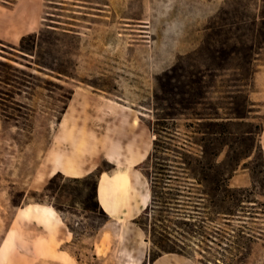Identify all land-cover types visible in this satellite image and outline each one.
Masks as SVG:
<instances>
[{
    "label": "rangeland",
    "instance_id": "1",
    "mask_svg": "<svg viewBox=\"0 0 264 264\" xmlns=\"http://www.w3.org/2000/svg\"><path fill=\"white\" fill-rule=\"evenodd\" d=\"M168 4L169 0H0V244L11 229L0 248V264L52 261L54 248L45 243L31 252L37 238L52 239L54 228L37 222L35 226L32 220L19 217V209L30 205L49 206L62 218L73 240L59 248L79 264H124L127 249L136 251L134 234L130 242L122 235L113 241L106 234L97 248L99 258L91 251L93 238L108 216H120V212H105L97 201L98 177L101 172L130 170L140 192V175L150 192L144 173L166 181L156 174L155 165H169L172 174L180 177L172 181V187L181 185L183 197H177L178 210H172L178 212H165L154 203L142 220L145 233L134 222L150 203V195L141 192L147 196L146 205L130 218V225L146 242L139 264H151L150 257L157 251L153 241L183 253H162L155 264H168V259L169 264H264V154L254 152L240 163L253 174L240 166L229 182L231 188L253 186L251 194L242 195L252 202H244L238 215L215 216L209 198L200 195L203 187L190 185L192 180L185 179L178 168L183 165L182 147L199 153L193 143L194 130L185 127L192 122L190 116L161 118L167 111L157 103L165 97V79H158L177 65L179 74L200 71L211 75L204 78L209 91L204 101L223 106L218 111L221 117L237 107L247 113L245 122L262 125L264 101L254 99L264 96V48L252 49L249 64L231 51L235 47L244 54L255 41L264 43V0H225L206 25L187 30L183 54L175 64L155 74L152 69L172 54L169 27L187 21L199 10L201 0H177L171 10ZM47 29L54 34L45 33L35 52L20 51L23 36ZM48 39L51 43H44ZM38 64L61 68L68 76L42 72ZM255 71L261 74L255 76ZM245 98L248 108L243 105ZM126 114L137 116L145 149L143 161L130 168L116 164L126 154L119 146L128 142L122 124ZM154 141L160 152L146 161ZM226 151L227 147L219 160ZM55 158L96 165L90 173L96 192L92 179L84 181L89 174L73 178L55 173L51 177ZM37 225L45 228L40 230ZM110 227L115 225L106 229Z\"/></svg>",
    "mask_w": 264,
    "mask_h": 264
},
{
    "label": "trees",
    "instance_id": "2",
    "mask_svg": "<svg viewBox=\"0 0 264 264\" xmlns=\"http://www.w3.org/2000/svg\"><path fill=\"white\" fill-rule=\"evenodd\" d=\"M262 18H264L262 16ZM45 33L54 34L53 30L41 31L38 34L31 33L23 36L20 40L19 47L23 54H31L36 51L38 41L41 37L46 36ZM47 34V35H48ZM67 34V33H65ZM238 43H243L241 39H237ZM50 44L51 41L48 39L44 43ZM263 41H259L249 46V52L242 54L241 51L235 47H232L231 53L240 54L241 58L249 64L250 55L252 49L255 47L258 50L264 48L262 46ZM212 57L206 59L210 61ZM252 62V58H251ZM40 71L55 73L57 77L68 76L63 69H54L47 64H38ZM206 75L200 71L188 72L186 75L179 74L178 66H173L168 72L164 73L163 76L158 79L163 81V92L165 97L159 98L157 103L160 104L161 110L166 112L163 117L164 119H175L178 114L190 116L191 123L185 125L187 128L193 129L196 137L194 138V145L198 147L199 153L192 154L188 149L182 147L184 151L180 154L183 165L179 166L186 175L187 180H192L190 185L202 186L203 190L200 195H206L209 198L210 209L215 216L222 215L223 218L227 216H235L243 208L244 202H252L250 200L242 199L244 193H252L253 186L250 189L230 187V180L234 176L235 172L240 166L249 168L247 165H240V163L249 158L254 152H262L259 137L262 131V125L259 123L245 122V119L249 117L247 113L240 112L235 107L230 113L226 114V117H221L218 113L223 106H214L212 103H205L206 95L209 92L208 86L204 83ZM216 75H213L215 77ZM181 78V79H180ZM174 82V83H173ZM235 93V92H234ZM232 99L234 97H231ZM163 102V103H161ZM166 102V105L164 103ZM249 107V100L245 98L243 105ZM208 105V107L206 106ZM179 106L180 110L176 109ZM199 107H202L199 109ZM225 109V108H224ZM175 110L178 113H174ZM208 110L209 112H205ZM158 144L153 142L152 152L148 155L146 161H150L154 154L159 151ZM225 152V157L219 160L220 155ZM169 150V148H166ZM163 153L165 151H162ZM158 160H166L163 157L156 156ZM169 165H155L157 170L156 174L164 176L163 181L153 180L158 179V176L152 177L149 172L144 173L145 177L150 183V203L141 212V214L134 219V222L138 224L142 230L147 233V230L143 227V217L148 215L149 210L152 209L154 203H159L158 208L165 212H178L172 210H178L179 196L183 197L180 193L181 185L172 187V181L180 178L178 175L172 174L174 171L168 168ZM254 173V171L249 168ZM54 176L52 179H54ZM89 179L93 180V191L96 192V181L92 175H88L84 178V181ZM189 182V181H185ZM184 187V186H183ZM193 187V186H192ZM188 188V187H187ZM190 189V188H188ZM176 191V193H172ZM186 193L193 194L190 190ZM187 198H191V195H187ZM96 198V195L93 196ZM153 247L157 249L155 254L150 257L151 264L162 255L165 254H183L175 248H168L163 246L157 241H153ZM246 255V254H245ZM246 257V256H245Z\"/></svg>",
    "mask_w": 264,
    "mask_h": 264
},
{
    "label": "crops",
    "instance_id": "3",
    "mask_svg": "<svg viewBox=\"0 0 264 264\" xmlns=\"http://www.w3.org/2000/svg\"><path fill=\"white\" fill-rule=\"evenodd\" d=\"M34 12H36V16H37V14H39L38 10H34ZM35 18H37V17H35ZM24 34H27V33L24 32V33L20 34L18 36V39H20ZM260 72L255 71L254 75L256 76ZM255 94L261 95L262 93L256 92ZM259 101H264V96L257 97L254 99V102H259ZM131 120H133V118H131ZM130 134H131L132 142H130ZM123 136L128 137V142L126 141L127 143L126 142L122 143L119 146H120L121 151L125 152L126 154L122 158V161H116V164L118 166L122 163V164H125L126 166L129 165V167H130V165H133V166L137 165L138 163L141 162L140 160H137L139 157L143 156L145 158L144 143L142 142L143 131L140 129L139 120H138L137 126L133 130L128 131V129L125 128V133ZM259 138H260V141H259L260 146H261L262 152L264 154V121L262 123V131H261V135ZM130 149H131V151H130ZM55 166L61 170L60 173L64 174L67 177H73V178L88 175V174L92 173L96 167V165H84L83 163H80L79 161L75 162L74 160L69 159V158H64V159L55 158L54 162H53V168ZM63 170L67 171L68 174H65L63 172ZM49 172H50V170H49ZM102 173H104V172H101L100 174H102ZM133 177H134L133 181L135 182V187H137L138 193H140L142 196H145L143 194L150 195L148 184L144 180V178L140 175V183L142 184L141 192L143 193L142 194L140 192V189H139L137 183H136L137 179L135 178L136 176H134V174H133ZM27 207H25V208H27ZM44 207L48 208L49 206H44ZM111 207H113V210H112L113 212L109 213V214H115V213L120 212V216L119 217L118 216L117 217H114V216L109 217L108 216V221L103 226L102 230H100L94 236V238H93L94 241H93V244L91 247L93 257L99 258L98 253H97V248H98V246H100L101 241L105 238L106 234H109L110 239L113 241L118 240L122 235V237L124 238V241H126V242H130V234H134L135 244H136L135 250L136 251L130 252V250L127 249L126 257L124 259V264H139L145 255V251H143L141 247H142V244H146V242L144 239H140V235H139L138 231L133 229V227L130 225V222L133 221V219L130 220V218H126L124 206H121L119 209H117V208L114 209L116 207L115 205L114 206L111 205ZM25 208L19 209V217L32 220L31 222L35 226L37 223H41V224H46V226L49 225L51 230L54 228V231L52 230V233H53L52 239L48 240V239H45L43 237L37 238L36 242H34L35 244L32 245L31 252H34V249L36 247L40 246L42 243H45L47 246H49V247L52 246L54 248V251L52 252L51 257H50L52 261L48 262V263H50V264H79L78 260L74 256H72L71 254H69L65 250H61L59 248L61 245H68L73 240L72 233H70L65 227H63L62 218L55 213V217L50 218L49 223H45L44 221L38 219V214H36V213H32L30 217H24L20 212H21V210H24ZM123 218H124V220H129V221H121V219L123 220ZM55 223H57L56 226H55ZM111 224L115 225V227H110V230L106 229V227L108 225H111ZM37 227L40 230H42V228H45V227H42V225H37ZM43 230H45V229H43ZM10 231H11V229H9L5 232L3 239L1 241V244H0V248L2 246V243L7 239ZM110 252H112V249L110 250ZM109 256L110 255L106 254V257H109ZM163 256H160L157 259H159ZM156 260L152 264H155ZM169 262H171L170 259H168V264H169ZM39 263L41 264V263H43V261H41V262L37 261V264H39ZM31 264H33V263H31ZM165 264H167V263H165Z\"/></svg>",
    "mask_w": 264,
    "mask_h": 264
},
{
    "label": "bare ground",
    "instance_id": "4",
    "mask_svg": "<svg viewBox=\"0 0 264 264\" xmlns=\"http://www.w3.org/2000/svg\"><path fill=\"white\" fill-rule=\"evenodd\" d=\"M126 115L122 118V124L126 129H128V131L133 130L138 124V118L137 116L130 117V115ZM131 118H133V120H131ZM143 159L144 157L142 156L137 160L143 161ZM60 172L61 170L55 166L53 170H51L50 176L52 177L55 173ZM63 172L68 174L65 170H63ZM133 179L134 177L133 174L130 173V170H115L111 173L104 172L100 174L97 181V201L99 202L101 208L107 213H112L113 207H111V205L116 206L114 209H119L121 206H124L126 218H132L142 208H144L148 200L147 196H142L138 193ZM20 213L24 217H30L32 213H36L38 214L39 220L49 223L50 218H54L56 212L51 207L47 208L40 205H30L24 210H21Z\"/></svg>",
    "mask_w": 264,
    "mask_h": 264
},
{
    "label": "clouds",
    "instance_id": "5",
    "mask_svg": "<svg viewBox=\"0 0 264 264\" xmlns=\"http://www.w3.org/2000/svg\"><path fill=\"white\" fill-rule=\"evenodd\" d=\"M177 0H169L168 9L176 3ZM225 0H201L198 11L191 14L187 21H180L178 24L171 25L168 32L172 38V54L168 57L166 63L158 65L152 69L155 74H162L173 66L179 55L183 54V43L187 30L197 29L206 25L211 19L216 17L224 6Z\"/></svg>",
    "mask_w": 264,
    "mask_h": 264
}]
</instances>
